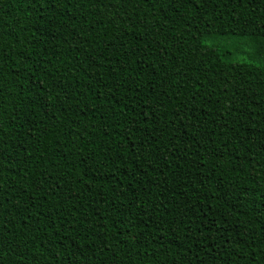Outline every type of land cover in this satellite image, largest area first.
Segmentation results:
<instances>
[{
	"label": "trees",
	"instance_id": "16d2710c",
	"mask_svg": "<svg viewBox=\"0 0 264 264\" xmlns=\"http://www.w3.org/2000/svg\"><path fill=\"white\" fill-rule=\"evenodd\" d=\"M0 264H264V0H0Z\"/></svg>",
	"mask_w": 264,
	"mask_h": 264
}]
</instances>
